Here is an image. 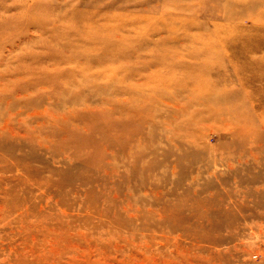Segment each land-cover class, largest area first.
Here are the masks:
<instances>
[{"label":"rangeland","instance_id":"rangeland-1","mask_svg":"<svg viewBox=\"0 0 264 264\" xmlns=\"http://www.w3.org/2000/svg\"><path fill=\"white\" fill-rule=\"evenodd\" d=\"M0 23V264H264V0Z\"/></svg>","mask_w":264,"mask_h":264},{"label":"bare ground","instance_id":"bare-ground-1","mask_svg":"<svg viewBox=\"0 0 264 264\" xmlns=\"http://www.w3.org/2000/svg\"><path fill=\"white\" fill-rule=\"evenodd\" d=\"M82 3H83V2H82ZM92 4H93V3H92ZM88 5H89V4H88ZM88 13H90V12H88ZM88 13H87V14H88ZM3 22H5L4 24H6L7 20H5V21H3ZM3 22H2V23H3ZM2 23H0V26L3 25ZM3 27H4V26H3ZM3 27H2V28H3ZM77 27H78V26H77ZM5 28H6V27H5ZM80 28H81V26H80ZM89 30H90V29H89ZM70 31H71V30H70ZM70 31H69V32H70ZM91 32H92V31H91ZM93 32H94V31H93ZM93 32H92V33H93ZM83 33H84V32H83ZM94 33H97V32H94ZM72 34H73V33H72ZM98 34H99V33H98ZM77 35H78V34H77ZM92 35H94V34H92ZM96 35H97V34H96ZM70 36H71V35H70ZM78 36H79V38H82V37H80L81 35H78ZM86 36H87V35H86ZM89 36H90V35H89ZM89 36H88V37H89ZM88 37H86V38H88ZM90 37H91V36H90ZM93 37H94V36H93ZM79 38H77L78 41H80ZM84 39H85V38H84ZM91 39H92V38H91ZM91 39H90V40H91ZM95 39H96V38H95ZM92 40H93V39H92ZM87 41H88V40H87ZM97 41H98V40H97ZM99 41H100V40H99ZM101 41H102V40H101ZM103 41H104V40H103ZM75 42H76V41H75ZM81 42H82V40H81ZM81 42H80V43H81ZM72 43L75 44L74 42H72ZM78 43H79V42H78ZM83 43H85V42H83ZM102 43H103V42H102ZM69 44H70V43H69ZM100 44H101V43H100ZM100 44H98V45H99V46H102V45H100ZM103 44H104V43H103ZM105 44H106V43H105ZM82 45H83V44H82ZM90 45H91V44H90ZM90 45H89V46H90ZM93 45H94V44H93ZM89 46H88V47H89ZM69 47H70V46H69ZM77 47H78V46H77ZM82 47H83V46H82ZM75 48H76V47H75ZM85 48H86V47H85ZM90 48H91V47H90ZM76 49H77V48H76ZM76 49H74V51H75ZM72 50H73V49H72ZM77 50H78V49H77ZM77 50H76V51H77ZM92 50H93V49H92ZM93 51H94V50H93ZM72 52H73V51H72ZM80 52H81V51H79V52L77 51V53H79V54H80ZM89 52H90V51H89ZM89 52H88V54H89ZM73 53H74V52H73ZM81 53H82V52H81ZM91 53H92V52H91ZM91 53H90L89 55H91ZM84 54H85V53H84ZM60 55H61V54H60ZM60 55H59V56H60ZM76 55H77V54H76ZM93 55H94V54H93ZM52 56H53V55H52ZM79 56H80V55H79ZM84 56H87V54L84 55ZM96 56H97V55H96ZM61 57H62V56H61ZM82 57H83V56H82ZM56 58H57V57H56ZM89 58H91V57H89ZM91 59L93 60V58H91ZM91 59H90V60H91ZM97 59H99V58H97ZM85 60H86V59H85ZM87 60H88V59H87ZM87 60H86V61H87ZM95 60H96V59H95ZM58 62H59V61H58ZM182 87H183V86H182ZM179 88L182 89L181 87H179ZM218 113H219V112H218ZM138 120H139V119H138ZM141 121H142V120H141Z\"/></svg>","mask_w":264,"mask_h":264}]
</instances>
